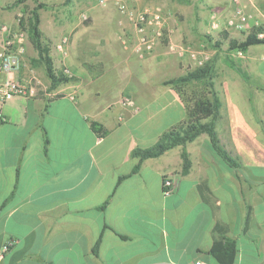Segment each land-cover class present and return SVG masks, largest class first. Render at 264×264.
Returning <instances> with one entry per match:
<instances>
[{
	"label": "crops",
	"instance_id": "obj_1",
	"mask_svg": "<svg viewBox=\"0 0 264 264\" xmlns=\"http://www.w3.org/2000/svg\"><path fill=\"white\" fill-rule=\"evenodd\" d=\"M79 8L60 5L47 30L40 10L49 40L69 35L66 52L51 54L57 68L77 79L50 89L38 63L31 68L41 84L37 94L0 101V264H219L209 253L216 238L235 240L233 264H264V47H248L220 98L215 129L235 166L206 133L140 161L134 147L153 145L186 117L183 102L163 83L176 77L164 76L179 69L176 57L159 45L139 57L135 36L124 45L98 34L94 18H76ZM23 45L31 67L36 51L30 41ZM117 76L134 82L110 86ZM92 121L106 133L98 135ZM183 148L190 160L185 173ZM166 176L173 180L169 193Z\"/></svg>",
	"mask_w": 264,
	"mask_h": 264
},
{
	"label": "rangeland",
	"instance_id": "obj_2",
	"mask_svg": "<svg viewBox=\"0 0 264 264\" xmlns=\"http://www.w3.org/2000/svg\"><path fill=\"white\" fill-rule=\"evenodd\" d=\"M40 1L47 4L42 10V29L47 30L45 26L49 25L50 20L59 17L60 5L74 3L80 7L77 13L79 17L76 18L81 20L94 18L97 25H100L98 34H107L118 38L119 41L123 37L130 40L129 38L133 36L136 38L137 35L135 33L132 35L128 26L131 21L118 9L117 1L127 3L135 11L145 8L157 10L163 19L164 36L156 40V45H159L163 51L175 55L179 68L164 76H177L189 68L193 69L210 62L213 65L214 88L221 99L224 98L226 82L230 84L235 72L243 68L242 55L246 52L229 48L231 41L240 42L245 39L247 33V29L237 25L236 22L229 23L230 19L236 18L235 8L237 6L244 8L248 16L247 25L264 23V0H106L105 4H101L99 0ZM13 2L14 0H0V15L8 16V19L0 21V24H7L10 33L20 35L22 42L29 41L27 31L19 24V18L26 15V12L34 6V1L23 0L16 5ZM64 35L68 34L62 36ZM58 41L50 40L51 52L55 50L54 45ZM169 43H172V48H169ZM259 47L263 48L264 45H252L249 52ZM28 62L31 63L29 60ZM37 64H32L31 68ZM122 67L126 73L127 68ZM169 67V64L164 65V68L171 69ZM127 79L129 78L122 79L120 76L112 78L110 86L117 88L119 84L134 82V77L131 80ZM231 84L233 85L232 82ZM170 86L182 101L174 86ZM187 88L201 90L203 83H190Z\"/></svg>",
	"mask_w": 264,
	"mask_h": 264
},
{
	"label": "trees",
	"instance_id": "obj_3",
	"mask_svg": "<svg viewBox=\"0 0 264 264\" xmlns=\"http://www.w3.org/2000/svg\"><path fill=\"white\" fill-rule=\"evenodd\" d=\"M34 6L30 8L26 15L19 18L20 26L27 31L28 39L34 47L37 56L31 59L32 64L41 63L45 67V73L50 82V89L55 88L60 83L75 81L77 78L72 74L68 76L63 72V68H57L54 65L51 55L50 40L40 29V10L47 4L40 0H33ZM23 0H14L13 4L22 3ZM9 7V6H7ZM260 26H254L245 36V39L237 42L231 41L229 48L246 51L250 45L264 43V37H258L257 32ZM240 71V69H238ZM194 82L203 83L201 90L188 89L187 85ZM164 84L173 85L180 94L186 117L177 124L166 129L158 138L156 143L148 147H134L132 155L140 158V161L155 157L164 151L175 146H185L189 141L195 139L198 135L206 133L211 141L212 147L216 153L227 163L232 166L236 165V160L232 158L226 149L220 144L215 123L220 117L221 100L214 88L213 82V65L205 62L203 65L193 69H187L183 74L166 79ZM92 128L100 136L106 133V129L97 121L91 122ZM190 167V160L185 148L182 150L181 171L185 173ZM140 163L136 164L131 173L139 170ZM127 175L118 178L121 181ZM109 196L100 208L103 209L110 200ZM250 218V207L247 208L244 218V228L247 227ZM237 252L236 242L229 238H216L209 250V253L219 264H233Z\"/></svg>",
	"mask_w": 264,
	"mask_h": 264
},
{
	"label": "built area",
	"instance_id": "obj_4",
	"mask_svg": "<svg viewBox=\"0 0 264 264\" xmlns=\"http://www.w3.org/2000/svg\"><path fill=\"white\" fill-rule=\"evenodd\" d=\"M101 4H105L106 0H99ZM118 9L127 16L132 25L138 32L136 39L134 40V49L139 57H144L146 53L151 52L155 45L156 40L161 39L164 36L163 19L161 14L157 10L143 9L135 11L129 7L127 3L117 1ZM236 18L230 19L229 23H237V25L245 27L247 29L246 35L251 31L254 26H260L261 29L257 32L258 37H264V23H256L254 26H249L248 16L242 6L235 8ZM153 28V33H148V29ZM122 43L127 45L126 37L122 38ZM69 43V36L64 35L54 45L56 51L61 54L66 52L67 45ZM169 48H172V43L168 44ZM25 48L20 35L10 33L9 26L7 24H0V101H4L12 96H23L25 98L34 97L38 88L41 85L39 79L32 71L30 65L23 59ZM29 68L27 75L21 76L19 73L22 68ZM63 72L68 76L72 73L69 68L62 67ZM121 102L134 108L131 100L128 97H123ZM3 120L2 112L0 111V122ZM173 187V180L166 176L163 179L164 193H169ZM13 240H10L7 244L3 245V251L7 250L12 244ZM194 264H206L202 260H196Z\"/></svg>",
	"mask_w": 264,
	"mask_h": 264
}]
</instances>
